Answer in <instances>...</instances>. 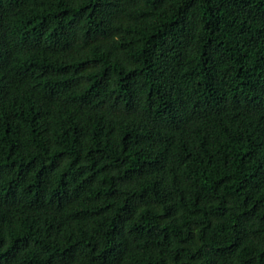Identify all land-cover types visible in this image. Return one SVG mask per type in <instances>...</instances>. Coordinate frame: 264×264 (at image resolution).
<instances>
[{
    "label": "trees",
    "instance_id": "1",
    "mask_svg": "<svg viewBox=\"0 0 264 264\" xmlns=\"http://www.w3.org/2000/svg\"><path fill=\"white\" fill-rule=\"evenodd\" d=\"M0 264H264V0H0Z\"/></svg>",
    "mask_w": 264,
    "mask_h": 264
}]
</instances>
